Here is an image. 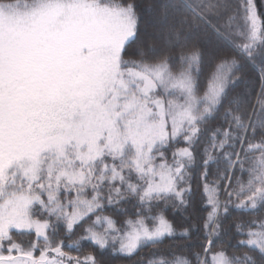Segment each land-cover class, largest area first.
<instances>
[{
  "label": "snow or ice",
  "instance_id": "6c2138e0",
  "mask_svg": "<svg viewBox=\"0 0 264 264\" xmlns=\"http://www.w3.org/2000/svg\"><path fill=\"white\" fill-rule=\"evenodd\" d=\"M145 11L142 31L138 0H0V264H264V17ZM193 210L200 243L169 217Z\"/></svg>",
  "mask_w": 264,
  "mask_h": 264
},
{
  "label": "trees",
  "instance_id": "16d2710c",
  "mask_svg": "<svg viewBox=\"0 0 264 264\" xmlns=\"http://www.w3.org/2000/svg\"><path fill=\"white\" fill-rule=\"evenodd\" d=\"M225 2L229 5L228 14L229 15H235L236 10H237V6H238L240 0H225ZM138 3L141 6V12H142L141 30L143 31L145 28V24L149 18V13L147 11H145V9H147L150 4L155 3V0H138ZM255 4L257 7L258 14L261 17H264V0H255ZM214 23L220 28L226 27V22H225V19H223V18H221L219 20H215ZM246 74H247V84H248L249 90H251L253 87L258 89L259 88V74H258L257 68H255L251 65L247 66ZM240 87L243 88L244 85L242 84ZM254 99H255V95H253V100ZM211 126H215V122ZM237 176H239L238 171H237ZM196 178L197 179L199 178V172L196 173ZM210 179H211V177H210ZM244 179L246 180L247 176H245ZM233 187L238 188V185L236 184L235 180H233ZM197 199H199V197H197ZM205 215H206V213L193 210L192 219L188 222H185L180 218H173L171 216V214L169 213V217L174 220V223L178 228H180V227L191 228V230H192L191 240L184 241L186 243L203 242L200 238L203 236V223H204V221H203L202 217ZM198 217H199V219H198ZM235 218H236L235 216L230 218L229 221H227V223H232ZM197 228H199L200 231H196ZM80 234L81 233L78 231L77 236H79ZM22 239H27V238L24 237ZM74 239H75V237H74ZM225 239H227V238H225ZM184 242H182V243H184ZM82 243H83L82 250L79 253L73 252L72 255L83 256V255H86L89 252L93 251V248L89 245L88 242H82ZM171 243H173L171 240H165L162 248L167 250L168 246ZM233 243H235V241H233ZM172 250L178 251V249H175V248H173ZM196 250H198V249H196ZM152 251H154V250L151 248H144V249L140 250V252H138L135 256H133L131 258L120 257V256L113 257L110 255V253L105 252L103 254L102 259H103L104 264H136V261H138L141 257H143L145 262H146L148 257H149V254ZM184 254L188 255L189 258L192 259L190 253L185 252Z\"/></svg>",
  "mask_w": 264,
  "mask_h": 264
}]
</instances>
